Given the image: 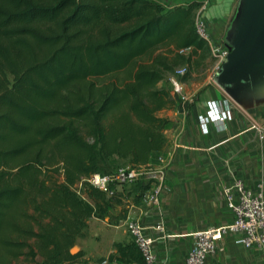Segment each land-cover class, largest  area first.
I'll list each match as a JSON object with an SVG mask.
<instances>
[{
  "label": "trees",
  "instance_id": "trees-1",
  "mask_svg": "<svg viewBox=\"0 0 264 264\" xmlns=\"http://www.w3.org/2000/svg\"><path fill=\"white\" fill-rule=\"evenodd\" d=\"M199 5L0 0V264L83 263L70 249L115 194L73 186L112 156L140 165L162 148L172 98L156 84L206 48ZM112 248L107 260L142 264L132 241Z\"/></svg>",
  "mask_w": 264,
  "mask_h": 264
},
{
  "label": "crops",
  "instance_id": "crops-1",
  "mask_svg": "<svg viewBox=\"0 0 264 264\" xmlns=\"http://www.w3.org/2000/svg\"><path fill=\"white\" fill-rule=\"evenodd\" d=\"M237 2L221 0L212 6L214 18L227 31L235 18L229 16L235 15ZM202 85L206 89L192 96L191 102L170 96L171 106L158 114L167 119L161 131L164 143L147 163H155L157 157L165 161L159 203L140 202L139 185L118 187L116 203L107 209V217L89 218L83 236L70 249L83 252V264H136L107 260L114 251V242L130 241L124 229L126 219L138 221L145 233L155 238V264H182L193 230L231 221L221 188L232 177L240 178L249 187L264 183V93L232 100L213 82L204 79L198 84ZM207 101H214L221 108L226 102L230 118L208 123L207 132L202 133L196 117L205 111ZM159 219L164 229L161 238L152 228ZM205 264H264V259L256 248L237 247L224 237L207 256Z\"/></svg>",
  "mask_w": 264,
  "mask_h": 264
},
{
  "label": "built area",
  "instance_id": "built-area-1",
  "mask_svg": "<svg viewBox=\"0 0 264 264\" xmlns=\"http://www.w3.org/2000/svg\"><path fill=\"white\" fill-rule=\"evenodd\" d=\"M197 15L198 13L194 12V31L198 38L204 41L209 54L214 58L216 69L225 60L227 48L225 44L209 37L205 24ZM186 72V66H177L168 73L167 81L171 97L182 102H191L192 95L183 91L180 80ZM223 105L221 108L214 101L206 102L205 111L196 117L202 133L207 132L208 123H221L230 118L229 105L226 102ZM165 168L163 157H157L155 163L140 165L127 163L109 173L95 172L82 177L74 184L73 189L80 194L83 183L111 197L116 194L118 187L139 185L138 200L144 204L157 205L160 200ZM221 196L231 213V221L193 230L189 234L190 242L182 264H205L207 256L216 250L218 242L224 237H228L237 247L256 248L264 259V183L258 182L249 187L240 178L232 177L231 182L221 188ZM152 228L159 233V238L163 237L164 229L160 219ZM124 229L130 241L139 250L142 264H155L156 256L153 249L155 238L147 235L144 227L133 219L125 220Z\"/></svg>",
  "mask_w": 264,
  "mask_h": 264
},
{
  "label": "water",
  "instance_id": "water-1",
  "mask_svg": "<svg viewBox=\"0 0 264 264\" xmlns=\"http://www.w3.org/2000/svg\"><path fill=\"white\" fill-rule=\"evenodd\" d=\"M227 33L225 60L215 69L212 81L232 99L264 93V0H238ZM234 87L233 92L226 91Z\"/></svg>",
  "mask_w": 264,
  "mask_h": 264
},
{
  "label": "rangeland",
  "instance_id": "rangeland-1",
  "mask_svg": "<svg viewBox=\"0 0 264 264\" xmlns=\"http://www.w3.org/2000/svg\"><path fill=\"white\" fill-rule=\"evenodd\" d=\"M153 1L160 3L161 5H163V7L165 9L170 8V7L177 5V4H185L189 1L200 2V5L196 8L197 10L195 12L198 13L197 16L200 17L202 19L203 23L205 24V27H206L207 32L209 34V37L212 38L213 40L221 42L223 44L227 43L228 31L226 29H224L223 24L221 25L220 22H218L219 20L217 21V19L214 18L215 16H213V10H212L213 9L212 6L220 4L221 0H153ZM236 1H238V0H236ZM238 5H239V1L236 3L235 8H237ZM225 7H227V6H225ZM225 7L222 8L223 11H225ZM232 15L233 14H230L229 17H234ZM189 52L190 51L188 49H182L181 50V53L184 55H186V54L188 55ZM154 53L160 54V55H166L164 48H158L154 51ZM178 66H180V65H178ZM184 66H186V71H187L186 76L185 77L183 76L180 80L182 82V89L185 93L192 94V96H194V95L202 92L204 89H206V85L198 86V84L200 82H202L204 79L205 80L207 79L208 81L213 82L211 74H212V71L215 70V60L209 54L207 48H204L203 50H197L195 53H190L189 62L187 64H184ZM175 67H177V66H174L173 68H175ZM167 77H168V73L163 72L162 78L160 81H158V83L156 84V87L166 89L170 95L171 91H170V86H169L168 81H167ZM233 90H234V87H231V86L226 88V91L229 93L233 92ZM162 113H164V111L163 112L158 111L157 115L162 114ZM126 163H127L126 158H117L115 156H112V157L107 159V161L105 162L104 166H102V168L105 171L108 170V171L112 172L115 169H117L118 167L125 165ZM115 203H116L115 199L110 201V204H108V206L106 208L105 217H107V209L113 208L112 204H115ZM107 220H109V218ZM110 222L113 223V221H110ZM98 223L100 224V222H98ZM79 243L81 245L82 241L80 240ZM74 251L75 250H73L72 252H74ZM83 263H84V261H83ZM13 264H28V263L20 260V261L14 262Z\"/></svg>",
  "mask_w": 264,
  "mask_h": 264
}]
</instances>
